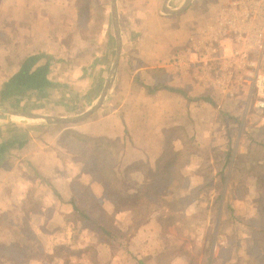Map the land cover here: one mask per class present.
<instances>
[{
	"label": "crops",
	"instance_id": "1",
	"mask_svg": "<svg viewBox=\"0 0 264 264\" xmlns=\"http://www.w3.org/2000/svg\"><path fill=\"white\" fill-rule=\"evenodd\" d=\"M71 1L0 0V19L4 23L2 34L7 37V41L0 43V73L3 75L2 71L9 70L4 81L17 71L27 54L44 53L42 62L49 59L52 69L49 77L53 81L72 89L85 83L94 90L95 96L87 102L90 107L103 91L116 56V44L114 58L105 71L100 65V48L107 25L106 28L103 25L95 39L80 35L74 30L77 17L75 4ZM228 1H215L201 15L194 7L196 0H191L184 8L185 0H116L121 51L115 76L101 106L78 121L84 125L74 128L122 141L120 166L122 161L123 167L135 162H144L150 167L154 165L165 150V135L169 130L188 132L179 121L181 115L191 117L181 97L211 88L201 84L194 73L192 64L196 56L191 46L201 37L200 34L207 36L209 25L216 22L218 10ZM69 3L74 7L73 17L69 14L72 9L67 11ZM123 12L125 19L121 18ZM55 13L69 14V23L60 21L55 29L52 28ZM125 24L127 31L124 30ZM133 32L136 33L134 36ZM170 35L173 36L171 41ZM5 48H8V54L4 53ZM178 54H181V62L177 61ZM158 73L162 79L158 80ZM189 109L194 117L196 109L193 105ZM20 131L23 136L19 138L26 140L23 147H9L0 155V220L11 216L17 221L15 214L23 203L39 201L41 215L44 210L48 211V231L39 238L44 250L52 254L62 241L71 242L70 239L79 234L80 226L68 217L72 212L69 199L73 192L69 189L76 160L69 150L59 145V129L21 127ZM12 132V128L3 127L0 141L6 143L14 136L6 138ZM66 160H71L72 164L65 163ZM137 172H131L132 177ZM93 187L95 198L105 197L99 185ZM113 258L111 264H117V257ZM79 259L84 261L81 257ZM68 262L74 264L77 261L71 258ZM29 264H64V261L51 257L44 262L34 259Z\"/></svg>",
	"mask_w": 264,
	"mask_h": 264
},
{
	"label": "rangeland",
	"instance_id": "2",
	"mask_svg": "<svg viewBox=\"0 0 264 264\" xmlns=\"http://www.w3.org/2000/svg\"><path fill=\"white\" fill-rule=\"evenodd\" d=\"M72 1L75 8L79 9L82 5L81 0ZM96 1L110 10V0H88V10L92 17L87 24H91L96 18ZM215 1L218 2L196 0L194 7L203 15ZM74 7L70 3L67 6V11L72 9L69 13L72 17L75 16ZM69 14L55 13L51 27L55 29L60 21L69 23ZM121 18H126L124 12ZM104 25V28L109 26V35L114 38L111 16L109 21L105 16ZM3 28L4 23L0 19V43L7 41L6 35L2 34ZM124 30H128L126 24ZM109 35L106 32L105 39ZM172 37L170 35V41ZM102 47L103 45L101 50ZM4 50V53H9L8 48ZM56 55L61 57L58 52ZM8 71H2L3 75L0 73V83ZM157 78L162 79L161 73L157 74ZM61 88L55 89L50 100H41L37 112L24 111L75 116L88 108L87 102L96 94L85 83L78 89L65 85ZM209 89L181 97L187 104V112H190L191 117L181 115L179 121L188 132L173 135L174 165L166 167L167 171L164 169V172L159 169L160 172L153 176L154 179L151 173L157 168V163L151 167L146 164L135 174L134 179L138 185L131 187L130 192H142L144 199L143 207L138 208L134 222L131 215L119 214V217H115L111 213L113 206L107 198H95L99 206L115 217L121 230L120 234L115 230L111 238L103 236L105 244H101V248L100 245L97 246L102 262L104 260L106 264H111L112 258L117 257V264H254V259L261 256V248L264 247V178L262 179L258 164L264 163V149L251 142L250 136L254 137L253 132L258 128L262 129L261 139L257 141H263L264 108L257 109L244 95L238 100H232L219 90ZM60 95H66V99L72 97L78 108L71 110L72 103L69 99L68 102H57ZM202 97H207L210 101ZM191 98L196 100L192 101ZM191 105L196 109L194 117L189 109ZM0 107L17 109L4 102H0ZM13 125L20 127L19 130H13L6 138L11 135L20 137L21 127H52L55 131L59 129L55 125L0 119V131L3 127L9 130ZM60 125L79 129L84 123ZM68 162L72 164L71 160L65 161ZM124 165L122 161L120 167ZM156 180L161 181L160 186H157ZM69 191L74 192L72 186ZM75 196H78V191ZM150 207L153 210L148 212ZM230 209L239 220L231 216ZM143 219L145 222L138 224ZM78 232L76 238L70 239L71 242H61L69 244L70 248L62 245L59 249V253L64 256H67V250L71 251L69 259L75 258L77 262L80 247L94 243L97 239L96 234L91 231H82L79 227ZM77 262L74 264H81Z\"/></svg>",
	"mask_w": 264,
	"mask_h": 264
},
{
	"label": "trees",
	"instance_id": "3",
	"mask_svg": "<svg viewBox=\"0 0 264 264\" xmlns=\"http://www.w3.org/2000/svg\"><path fill=\"white\" fill-rule=\"evenodd\" d=\"M80 2H82L80 8H75L77 25L74 30L88 39H95L102 31L105 16L108 21L110 20V10L103 3L96 1V18L91 24H87L92 17L88 10V0H81ZM106 32L108 35L110 34L109 26H107ZM102 45V52L100 51L102 62L100 65L107 71L115 55L114 38L110 35L106 39L105 37L102 38ZM43 58H45L44 53L34 52L27 54L21 60L17 71L2 82L0 86V102L7 103L17 109L37 112L40 109L39 103L41 100L51 99L52 93L56 88H61L62 84L53 81L49 77L52 70L51 64L49 59L42 62ZM172 90L180 91L175 88ZM68 99L72 103L71 110L77 109V105L75 102L73 103L74 99L72 97ZM68 99H66V95H60L57 102L65 100L68 102ZM202 99L210 101L207 97H202ZM64 109L66 110L67 107H64ZM8 124L10 123H5V125ZM13 126V130L18 127L17 125ZM57 126L60 130L59 145L69 150L77 163H75L76 167L71 183L74 192L69 199L72 212L68 217L74 224L77 223L82 231H91L97 237L94 243H88L80 247L77 254L84 261L78 259V262L81 264H104L99 257L97 246L105 244L103 236H110L107 238H111L115 234V230L117 233H121L120 226L115 221L117 214L131 215V220L134 222L135 215L138 214V208L143 207L142 199H144V195L142 192H130L131 187L138 185L131 172H139L140 167L146 164L144 162H135L121 169L119 156L123 148L122 141L109 139L98 134L83 133L70 125ZM176 131V129L169 130L165 135V150L156 161L157 168L151 173L152 179L158 172H164V169L167 171L166 167L174 165L172 163L175 160V152H172V142L175 139L173 135L177 133ZM262 134V129L258 128L253 132L254 137L251 135L250 138L251 142L264 149V139L263 141H257V139H261ZM20 135L23 136L22 134ZM25 143L26 140H21L16 136L9 138L6 143L0 141V155L5 153L9 147L21 148ZM258 166L262 171L263 179L264 163L258 164ZM160 182L156 180L157 186H160ZM94 184L101 187L102 195L113 206L111 213L115 215L114 218L113 215L108 214L102 206L97 204ZM77 191L78 196L76 197L74 194ZM151 208L148 209V212L153 210ZM230 211L231 216L239 220L232 209ZM15 216L17 221H13L11 216H4L2 222L0 220V264H29L34 259L44 262L51 257L62 259L64 264H71L68 262L69 256L72 254L71 251L67 250L70 248L69 244H59L52 254L44 250L39 236L48 231L46 226L48 211L44 210L41 215L39 201L31 200L25 204L23 203L18 208ZM144 222L143 219L138 224H143ZM255 240L257 239L255 238ZM62 245L67 248V256L59 253ZM261 250V256L254 259V264H264V247Z\"/></svg>",
	"mask_w": 264,
	"mask_h": 264
},
{
	"label": "built area",
	"instance_id": "4",
	"mask_svg": "<svg viewBox=\"0 0 264 264\" xmlns=\"http://www.w3.org/2000/svg\"><path fill=\"white\" fill-rule=\"evenodd\" d=\"M207 36L193 41L192 67L201 84L264 108V0H229ZM178 62L182 61L178 54Z\"/></svg>",
	"mask_w": 264,
	"mask_h": 264
},
{
	"label": "water",
	"instance_id": "5",
	"mask_svg": "<svg viewBox=\"0 0 264 264\" xmlns=\"http://www.w3.org/2000/svg\"><path fill=\"white\" fill-rule=\"evenodd\" d=\"M190 2L191 0H185L182 8H184ZM110 12H111V22L113 27V35L116 44V56L113 61L112 67L110 69L107 81L103 87V91L101 92L99 98L90 107H88L85 111L75 116L47 115V114L35 113V112L24 111L19 109L0 107V119L21 120V122L30 121L41 124H47V125H60V124L75 123L81 121L87 118L89 115H91L97 108H99L103 103V101L105 100V97L114 79L117 61L121 51V36L119 30L116 0H110ZM172 12H174V10H172Z\"/></svg>",
	"mask_w": 264,
	"mask_h": 264
}]
</instances>
